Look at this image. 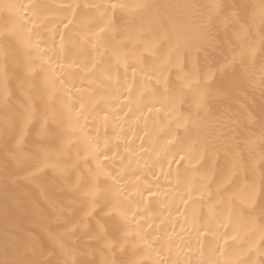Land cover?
I'll return each instance as SVG.
<instances>
[{"label": "bare ground", "instance_id": "1", "mask_svg": "<svg viewBox=\"0 0 264 264\" xmlns=\"http://www.w3.org/2000/svg\"><path fill=\"white\" fill-rule=\"evenodd\" d=\"M234 2L260 4V0H0L37 6L21 14L30 21L28 27L39 32L40 49L46 53L43 66L38 58L29 65L35 54L17 43L6 78L0 51V258L19 222L43 246L38 259L104 264L115 253L118 264H201L209 257L250 256V264H259L260 238L257 235L253 244L250 230L243 227L247 205L239 198L253 180L259 185L264 171L260 124L264 25L259 9H250L252 49L242 39L238 47L230 44L221 50L205 51L193 44L181 48L178 57L165 55L161 60L168 46L160 50L153 40L156 33L194 31L211 12L205 6ZM112 4L126 7L113 9ZM145 4L156 7H140ZM97 5L104 7L97 10ZM11 17L0 8V34L11 27ZM101 20L105 33L95 26ZM216 23L223 30V24ZM113 45L119 48V63ZM129 64L135 73L131 67L125 72ZM208 65L212 69L206 78ZM249 73H255L254 86L247 81ZM233 82L236 87L229 95L214 93L221 84ZM6 96L12 105L7 120ZM172 97L176 115L185 118L188 131L183 127L176 131L173 124V134L165 136L174 118L169 116ZM200 98L206 106L198 103ZM71 104L87 108V120L81 119L79 127L66 112ZM225 111L231 120L221 123L218 117ZM49 126L57 129L54 139ZM96 136L101 144L108 141L111 151L106 155L115 157L105 171L127 173L120 182L126 187L119 188L124 207L115 210L116 221L109 224L114 230L99 241L88 232L89 217L95 213L99 219L111 209L97 212L85 196L87 189L74 193L69 187L75 182L76 164L90 154L85 139ZM180 138L185 159L176 155L178 163L169 168ZM157 142L161 147L153 153L150 148ZM95 163L91 161L92 166ZM85 167L80 163L81 170ZM223 172H227L223 186L230 187L218 195ZM100 180L111 196L112 181L104 176ZM149 186L152 197L144 190ZM228 212L236 228L231 227ZM217 247L224 254L217 253Z\"/></svg>", "mask_w": 264, "mask_h": 264}, {"label": "snow or ice", "instance_id": "2", "mask_svg": "<svg viewBox=\"0 0 264 264\" xmlns=\"http://www.w3.org/2000/svg\"><path fill=\"white\" fill-rule=\"evenodd\" d=\"M37 6L33 4H0V8H3L9 13H12V25L11 27L6 26L3 33L0 34V51H2V59L4 63V75L7 78L8 70H9V58L12 54V50L16 46L17 43H23L26 47H28L35 55L28 61L29 65L34 64L36 59L38 58L41 62V66H43V57L46 53L42 52L40 49L39 40V32L34 31L33 29L28 27V23L30 22L26 17H24L21 13L28 11L29 9H35ZM69 8H72V5H68ZM79 7V6H77ZM97 10L99 8L104 7L102 5L95 6ZM111 7L116 9L120 7L123 9L124 5L112 4ZM140 7L149 8L156 7L154 5H141ZM211 10L209 14L202 17L199 26L194 31H177L175 35L170 33H156L153 37L154 42L158 45L160 50H163L165 46H168V53H162L160 59L164 60L165 55H174L179 56L181 48H185L191 46L193 44L197 45L199 48L207 51L208 49L212 50H221L230 44H237V41L241 39L245 44L248 45L249 49H252L254 45L248 41V35L251 34V21L254 19L253 15H250V9H259V16L261 19L262 25H264V0H260L259 5H251L242 2H234L230 5L223 4H211L205 6ZM107 13H101V17L106 16ZM219 20L223 24V30L217 25L216 21ZM98 22L95 26L98 28L100 33H105V28L99 27ZM67 27V25H65ZM232 28L233 32L230 34L228 29ZM108 30H112V25H108ZM243 34V35H242ZM34 37L36 39H34ZM88 42L91 43V37H88ZM101 43L105 41L101 40ZM261 49H260V57H261V69H260V95H261V104H260V124L261 127L264 128V34L261 36ZM151 47V45H149ZM239 44H237V47ZM235 48L232 49L235 52ZM112 54L116 58L117 62L122 59L119 48L116 45L112 46ZM131 67L132 71L135 73L136 68L129 64L125 67V72H127L128 68ZM208 71L205 72V77L207 78L211 75L212 65H208ZM50 71H53L49 69ZM144 69H141L143 71ZM31 71V68H29ZM247 81L249 85L254 86L255 81V73H249L247 75ZM236 87L235 83H225L221 84L219 87L214 89V93L218 96H227L230 94L231 90ZM169 103L172 105V110L169 113L170 117H174L170 119L169 124L167 125L166 130L164 131V135H172L173 127L175 125V130L178 131L181 127L184 128L185 132L188 131V125L185 123V118L183 116L176 115L175 97L170 98ZM198 103L201 106H206L204 104V98H200ZM11 97L6 96L4 100V111L7 115L11 111ZM87 111V108L84 104L80 105V108L77 109L75 104H71L67 106L66 112L71 118V122L79 127L81 119L87 120V116L84 113ZM152 111V109H149ZM251 117V114H250ZM105 120L108 119L107 115L104 117ZM219 122L223 123L225 121H230L231 116L225 111L220 117H218ZM198 123V122H197ZM197 124L194 123L193 127H196ZM51 129V136L53 139L57 134V129L54 126H49ZM8 137L7 130L5 133V150L8 151ZM85 143L88 146V153L85 158L76 164L73 169L74 172H77L75 177L74 184H71L70 191L72 192H80L82 189H87L85 196L87 199L91 201V203L96 206L97 212H103L105 208H110L111 211L109 213H105L99 217V219H95V213L89 217V220L92 222L91 226L88 229L89 234L92 236L93 240L99 241L107 238L110 235V231L114 230L109 227L110 222L116 221L115 210L121 207H124L123 204L119 202V188L126 187V185H122L120 182L123 181L124 175H127L125 172L124 175H114L111 171H105L108 166L115 161V157H110L106 155V153L110 152L111 149L108 145V141H105L101 144L100 138L98 136L92 137L91 139H85ZM167 144L171 145L172 140H168ZM184 139H177L174 147L176 148L175 155L173 160L169 162V168H171L172 163H178L175 160V156H180V160H184L185 156L181 155L182 152L185 151L183 147ZM161 147L157 142L152 145L150 150L153 153H156L157 148ZM128 149H126L127 151ZM168 155V151L164 149V158L166 159ZM91 161H95V165H91ZM157 163H163V160H157ZM80 163L84 164L86 167L84 169H80ZM122 163V161H121ZM123 172L124 170L121 169ZM154 175V173H153ZM104 176L107 180L112 181L110 186V190L112 195L109 196V189L101 188V180L100 177ZM139 179V177H137ZM227 180V172H223L221 176L220 186L217 188V194H223L228 191L227 187H224V182ZM147 191L150 197L154 196L152 188L149 186L144 189ZM142 195V193H141ZM241 200L246 202L247 207L245 208V212L247 216L244 218L243 227L250 230V236L252 238V243H255L254 238L258 235L260 238V245L256 249L259 253L261 259L259 264H264V171L261 172V178L259 185L255 180L246 188L245 192L239 197ZM234 202V199H233ZM258 210V211H257ZM177 211L179 209L177 208ZM227 217L229 219L230 225L233 228H236L237 225L233 219V215L231 212L227 213ZM124 220H126V216H122ZM149 227H152L149 225ZM150 235V234H149ZM143 238V237H142ZM8 241L6 242L3 248V258H0V264H90L88 261L82 260H50V259H38L37 255H43V246L40 245L38 239L31 235L30 231L23 228L22 224L17 222L14 234L8 237ZM61 250H63L64 246L61 243L59 245ZM115 246H113L114 248ZM217 253L224 254V250L217 247ZM104 264H118V261L115 257V253L113 259L105 260ZM201 264H250V256L248 260H221L219 257L213 259L209 257L206 260H203Z\"/></svg>", "mask_w": 264, "mask_h": 264}]
</instances>
